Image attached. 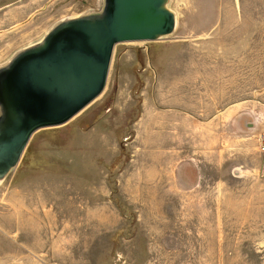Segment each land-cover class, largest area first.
<instances>
[{"label":"rangeland","instance_id":"obj_1","mask_svg":"<svg viewBox=\"0 0 264 264\" xmlns=\"http://www.w3.org/2000/svg\"><path fill=\"white\" fill-rule=\"evenodd\" d=\"M102 4L0 0V65ZM168 4L0 180V264H264V0Z\"/></svg>","mask_w":264,"mask_h":264},{"label":"water","instance_id":"obj_2","mask_svg":"<svg viewBox=\"0 0 264 264\" xmlns=\"http://www.w3.org/2000/svg\"><path fill=\"white\" fill-rule=\"evenodd\" d=\"M168 2L103 0L101 9L61 19L0 65V180L35 130L68 121L102 92L117 42L174 31Z\"/></svg>","mask_w":264,"mask_h":264},{"label":"crops","instance_id":"obj_3","mask_svg":"<svg viewBox=\"0 0 264 264\" xmlns=\"http://www.w3.org/2000/svg\"><path fill=\"white\" fill-rule=\"evenodd\" d=\"M245 115H240V116H238V118L236 119L238 122H240V123H242L243 121H245V122H249V121H246L247 120V118L246 117H244Z\"/></svg>","mask_w":264,"mask_h":264}]
</instances>
